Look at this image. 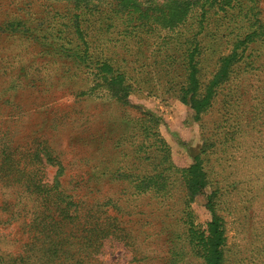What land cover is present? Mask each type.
Returning <instances> with one entry per match:
<instances>
[{
	"label": "rangeland",
	"instance_id": "obj_1",
	"mask_svg": "<svg viewBox=\"0 0 264 264\" xmlns=\"http://www.w3.org/2000/svg\"><path fill=\"white\" fill-rule=\"evenodd\" d=\"M0 264H264V0H0Z\"/></svg>",
	"mask_w": 264,
	"mask_h": 264
}]
</instances>
